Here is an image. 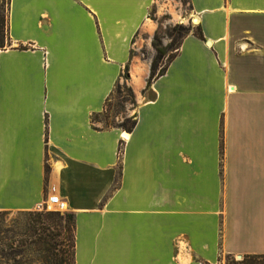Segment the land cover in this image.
<instances>
[{"label":"crops","instance_id":"obj_1","mask_svg":"<svg viewBox=\"0 0 264 264\" xmlns=\"http://www.w3.org/2000/svg\"><path fill=\"white\" fill-rule=\"evenodd\" d=\"M156 1L9 0L0 211L56 195L74 264L264 256V0H188L203 38L187 33L146 86ZM125 65L126 138L92 121Z\"/></svg>","mask_w":264,"mask_h":264},{"label":"rangeland","instance_id":"obj_2","mask_svg":"<svg viewBox=\"0 0 264 264\" xmlns=\"http://www.w3.org/2000/svg\"><path fill=\"white\" fill-rule=\"evenodd\" d=\"M8 14V0H0V15H3L4 20L6 21ZM190 14V7L186 0H157L152 8L150 9V18H152L157 23V28L154 33L160 37L161 43L164 46L166 43L170 41V37L167 35V32L171 31V28L175 24H182L185 26L191 25L194 27L195 25L192 23L190 19H188V15ZM3 25V32H5L4 42L7 41V33L5 31ZM142 35H144L142 33ZM145 44L139 47L137 50V54L142 57H146V48H144ZM152 49V47H151ZM153 54L154 50L152 49ZM173 53V50L166 51L165 54L157 60V66L162 65L167 56ZM119 84L118 93L113 89L109 98L105 103L104 111H101L99 115L94 117L92 121L97 128L104 127H117L119 128V124L127 118L124 117L125 110L130 108V103L127 101H123L126 96L125 89L122 88V83ZM126 124V121L123 122V125ZM121 129V128H120ZM122 130V129H121ZM124 130H122L123 132ZM51 210L44 211H35L31 210L29 212H39L43 214L44 212H57L59 217L53 218V220L59 222L60 226L64 225L67 221L65 214H68L65 211V208L55 211V207L50 206ZM30 213V214H31ZM38 219H42L43 216H37ZM36 216L28 215L26 211H8L4 214H0V245H5L8 243L6 238L13 237L12 249L15 251L13 255H11L8 259L0 257V264H43L39 260V256L41 254L40 251L31 252L30 249L32 245L29 246H19L17 241L22 238V235L27 232L29 229V225L33 219H37ZM60 245L64 246L66 244L64 233L62 230L59 233ZM2 245V246H3ZM35 247H41V245H36ZM18 252H20L18 254Z\"/></svg>","mask_w":264,"mask_h":264},{"label":"trees","instance_id":"obj_3","mask_svg":"<svg viewBox=\"0 0 264 264\" xmlns=\"http://www.w3.org/2000/svg\"><path fill=\"white\" fill-rule=\"evenodd\" d=\"M189 4L188 0H186ZM9 2V0H8ZM190 7V5H189ZM6 24V33H7V18L4 20L3 15H0V48L3 46L4 42V34L3 25L5 28ZM189 32H192L196 36L203 38L202 31L200 25L197 24L194 27L191 25L185 26L182 24H175L172 26L171 31L167 32V35L170 37V41L166 43L164 46L161 43L160 37L157 33L153 34L151 47L154 50V54L150 60L148 76L145 82V85L148 86L150 82L162 75L165 71V68L168 62L173 58L178 46L182 38ZM173 50L169 56H167L166 61L157 66V60L160 59L166 51ZM127 66L125 65L121 74V78L123 79L122 88L125 89L126 98L123 101H127L131 105L134 104L133 94L129 87H127L124 83V80L127 79ZM115 92L118 93L119 84L117 83L114 87ZM107 101V100H106ZM105 101V103H106ZM105 103L102 108L104 111ZM96 117V115L94 116ZM93 117V118H94ZM92 118V119H93ZM126 121V124L123 125V122ZM134 124V119L132 117L124 119L120 124L119 128L124 130L125 132H129L131 127ZM117 128V127H116ZM8 211H0V214H4ZM28 215L32 216H43L42 219H33L31 224L29 225V229L26 233L22 235V238L17 241L19 246H29L32 245L30 251H40L41 254L39 256V260L43 264H74L73 257V247H74V223H73V215L71 213L65 214L67 221L64 225L60 226L59 222L53 220L54 216L59 217L57 212H44L43 214L39 212H29L26 211ZM31 213V214H30ZM62 230L64 233L66 244L64 246L60 245L59 233ZM13 238V237H12ZM11 237L6 238L8 243L5 245H0V257L1 258H9L11 255L15 253L12 249V240ZM36 245H41L39 247H35ZM20 252H18L19 254ZM228 263H235L233 259L227 260ZM242 264H260L264 263V256H246L243 257L240 261Z\"/></svg>","mask_w":264,"mask_h":264},{"label":"built area","instance_id":"obj_4","mask_svg":"<svg viewBox=\"0 0 264 264\" xmlns=\"http://www.w3.org/2000/svg\"><path fill=\"white\" fill-rule=\"evenodd\" d=\"M50 205L55 207V211L65 208L63 202H61L56 195H47L44 199L37 202L33 208L35 211H44L46 209L51 210Z\"/></svg>","mask_w":264,"mask_h":264},{"label":"bare ground","instance_id":"obj_5","mask_svg":"<svg viewBox=\"0 0 264 264\" xmlns=\"http://www.w3.org/2000/svg\"><path fill=\"white\" fill-rule=\"evenodd\" d=\"M121 134H122V136H123L124 138L127 137V134H126L125 132H122ZM50 206H52V205H50Z\"/></svg>","mask_w":264,"mask_h":264}]
</instances>
